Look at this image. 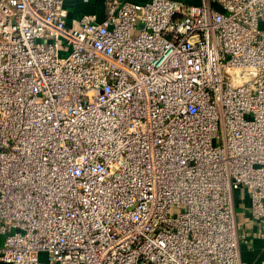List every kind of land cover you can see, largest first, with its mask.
Returning <instances> with one entry per match:
<instances>
[{
	"label": "built area",
	"instance_id": "obj_1",
	"mask_svg": "<svg viewBox=\"0 0 264 264\" xmlns=\"http://www.w3.org/2000/svg\"><path fill=\"white\" fill-rule=\"evenodd\" d=\"M89 1L0 0V264H247L264 0Z\"/></svg>",
	"mask_w": 264,
	"mask_h": 264
},
{
	"label": "crops",
	"instance_id": "obj_2",
	"mask_svg": "<svg viewBox=\"0 0 264 264\" xmlns=\"http://www.w3.org/2000/svg\"><path fill=\"white\" fill-rule=\"evenodd\" d=\"M143 2L146 0H129ZM190 3H201L202 0H186ZM105 0H90L87 3L75 2L70 7V19L80 16L82 13H96L99 20L105 15ZM264 28V21L261 22ZM238 230L244 235L240 241V258L247 264H264V226L254 221L249 213V200L238 199L237 204Z\"/></svg>",
	"mask_w": 264,
	"mask_h": 264
},
{
	"label": "rangeland",
	"instance_id": "obj_3",
	"mask_svg": "<svg viewBox=\"0 0 264 264\" xmlns=\"http://www.w3.org/2000/svg\"><path fill=\"white\" fill-rule=\"evenodd\" d=\"M174 212L177 213L178 210H175ZM1 243H2V237H0V245H1Z\"/></svg>",
	"mask_w": 264,
	"mask_h": 264
}]
</instances>
